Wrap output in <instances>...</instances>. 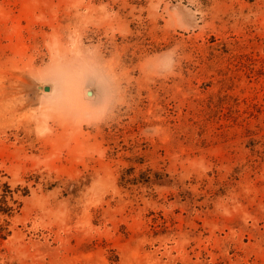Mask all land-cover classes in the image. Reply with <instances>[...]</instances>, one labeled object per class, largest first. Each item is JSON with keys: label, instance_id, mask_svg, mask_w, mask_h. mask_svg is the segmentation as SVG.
<instances>
[{"label": "rangeland", "instance_id": "rangeland-1", "mask_svg": "<svg viewBox=\"0 0 264 264\" xmlns=\"http://www.w3.org/2000/svg\"><path fill=\"white\" fill-rule=\"evenodd\" d=\"M0 264H264V0H0Z\"/></svg>", "mask_w": 264, "mask_h": 264}, {"label": "water", "instance_id": "water-1", "mask_svg": "<svg viewBox=\"0 0 264 264\" xmlns=\"http://www.w3.org/2000/svg\"><path fill=\"white\" fill-rule=\"evenodd\" d=\"M49 90H50L49 88H45V91H47V92H48Z\"/></svg>", "mask_w": 264, "mask_h": 264}]
</instances>
